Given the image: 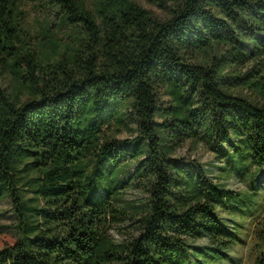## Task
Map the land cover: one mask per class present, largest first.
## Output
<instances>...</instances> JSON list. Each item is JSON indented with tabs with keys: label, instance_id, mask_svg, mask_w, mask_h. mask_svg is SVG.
Returning <instances> with one entry per match:
<instances>
[{
	"label": "trees",
	"instance_id": "1",
	"mask_svg": "<svg viewBox=\"0 0 264 264\" xmlns=\"http://www.w3.org/2000/svg\"><path fill=\"white\" fill-rule=\"evenodd\" d=\"M21 1L0 0V66L16 81L0 83V202L19 230L0 264H185L200 238L221 255L235 236L219 211L244 195L175 153L191 138L220 158L230 148L223 168L264 167V0H145L162 14L137 0H30L77 28L44 55L21 39ZM129 122L132 137L106 131ZM132 162L136 206L119 199ZM256 237L264 264V224Z\"/></svg>",
	"mask_w": 264,
	"mask_h": 264
},
{
	"label": "rangeland",
	"instance_id": "2",
	"mask_svg": "<svg viewBox=\"0 0 264 264\" xmlns=\"http://www.w3.org/2000/svg\"><path fill=\"white\" fill-rule=\"evenodd\" d=\"M90 1V0H88ZM147 8H151L157 14L162 12L145 0H137ZM21 13L19 22L22 28L21 39L40 51L41 55L46 54L56 47L63 50L67 44L72 45L76 36V27L62 23L61 14L58 9L47 3L22 0L20 2ZM14 75L4 66H0V83L12 89L15 85ZM243 93L248 95L250 91L245 88ZM160 98L165 104L169 97L161 92ZM118 138H128L136 135L135 126L129 122L128 125H115L106 130ZM226 157L220 158L219 153L214 151L206 142L187 139L175 153V156L184 161H195L200 163L208 171L209 175L216 181H221L228 188L241 192L244 200L235 203L228 210H221V223L228 228L235 236L233 244L220 252L211 246L206 238L191 240L193 246L190 259L185 264H255L256 259L263 253V244L259 243L256 232L264 224V167L258 168L251 159L246 163L236 164L232 168H223L228 163L226 159L231 155L230 148ZM230 150V151H229ZM136 166L132 162L126 166L120 176L124 180L123 188L119 195L120 203L124 205H137L146 200L142 189L131 183V176ZM102 191L98 190L97 195ZM96 195V196H97ZM9 196H5L0 202V248L13 244L19 239L17 228V216ZM132 228L128 222L120 223L111 230L116 241L127 237ZM197 253L198 255H195Z\"/></svg>",
	"mask_w": 264,
	"mask_h": 264
}]
</instances>
